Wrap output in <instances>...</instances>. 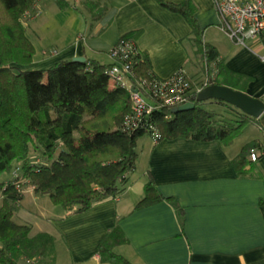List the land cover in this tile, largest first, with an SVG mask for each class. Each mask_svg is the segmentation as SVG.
<instances>
[{
    "label": "crops",
    "instance_id": "1",
    "mask_svg": "<svg viewBox=\"0 0 264 264\" xmlns=\"http://www.w3.org/2000/svg\"><path fill=\"white\" fill-rule=\"evenodd\" d=\"M184 1L103 0L106 15L95 21L83 8V0H65L64 8L57 4V12L48 6V0H42L27 18L28 32L34 34L55 20L77 36L61 52L44 49L37 53L26 70L46 71L76 58L108 66L112 64L110 50L122 37L131 35L139 51L148 56L157 78L167 79L178 70L188 76V66L197 69L199 63L192 57V28L182 15L162 6ZM190 1L204 42L218 51L228 71L248 79L238 86L239 91L264 101L262 42L234 45L221 29L213 0ZM50 9L55 16L45 15ZM39 18L44 19L42 23ZM86 41L93 42L88 49ZM209 70L207 66L206 79L216 73ZM249 123L256 132L244 133L248 137L239 145L237 139L230 146L218 141L178 138L155 143L151 139L138 158L140 185L129 181L121 198L96 205L89 212L68 215L62 211L49 219L47 229L38 232L55 239V264H104L98 248L116 226L128 243L115 252L131 264H264V114ZM253 143L261 146L262 154L256 162L248 157L240 175L233 161ZM152 181L165 200L136 209ZM34 196L36 201L41 198Z\"/></svg>",
    "mask_w": 264,
    "mask_h": 264
},
{
    "label": "trees",
    "instance_id": "2",
    "mask_svg": "<svg viewBox=\"0 0 264 264\" xmlns=\"http://www.w3.org/2000/svg\"><path fill=\"white\" fill-rule=\"evenodd\" d=\"M37 1L0 0V264L35 259L41 264L56 262L55 239L48 234L34 236L32 227L14 220L25 199V189L30 187L37 197H49L53 206L68 215L83 214L96 205L116 201L137 169L139 138L152 134L146 129L124 130V121L133 110L131 94L111 84L106 72L113 64L69 60L46 71L26 70L35 61L36 48L23 22L26 14L35 11ZM102 1L83 0V8L92 20L106 15L107 6ZM56 2L62 8L66 6L65 0ZM162 6L182 15L191 26L195 54L216 71L208 84L239 91L238 86L248 79L228 71L218 51L204 42L191 1ZM261 40L264 47V35ZM133 73L147 80L159 79L148 56L140 51L134 59ZM192 88L190 102L196 104L194 110L174 114L165 108L144 119L145 126L150 124L158 131L160 141L184 138L230 146L244 125L256 121L226 103L210 101L233 116L231 121L219 120L202 109L206 103L195 101L198 91L193 84ZM252 149L262 152L261 146L249 144L233 161L240 175L244 174L248 157L251 159ZM164 200L152 181L146 185L145 196L136 209ZM127 243L120 227H114L100 242L101 262L131 264L115 252Z\"/></svg>",
    "mask_w": 264,
    "mask_h": 264
},
{
    "label": "built area",
    "instance_id": "3",
    "mask_svg": "<svg viewBox=\"0 0 264 264\" xmlns=\"http://www.w3.org/2000/svg\"><path fill=\"white\" fill-rule=\"evenodd\" d=\"M38 0L35 10L38 9ZM219 14L221 29L237 46L247 47L250 41L262 42L264 35V0H213ZM31 13L26 14L27 19ZM139 49L131 39L118 41L109 52L113 66L106 72L113 86L123 87L131 94L132 113L124 121L127 132L143 131L151 133V139L158 143L160 135L144 119L156 111L167 108L177 109L190 103L193 94L192 84L183 70L167 79L147 80L133 73L134 59ZM264 62V56L262 57ZM143 129V130H142ZM261 153L256 149L250 152L251 160L256 162ZM29 264H41L40 260H30Z\"/></svg>",
    "mask_w": 264,
    "mask_h": 264
},
{
    "label": "rangeland",
    "instance_id": "4",
    "mask_svg": "<svg viewBox=\"0 0 264 264\" xmlns=\"http://www.w3.org/2000/svg\"><path fill=\"white\" fill-rule=\"evenodd\" d=\"M48 6H51L54 12L59 11V7L57 6L54 0H48ZM52 9H50L48 12L46 10L45 15L47 14L50 17L55 16L53 13H51ZM43 20H40L39 18V21L41 23L43 22ZM23 23H24L23 26L26 27L27 30H29L30 28L29 22H27V20L25 19ZM40 27L41 28H38L34 34L31 31L28 32V36L36 48V54L42 53L44 49L46 51L48 50L51 51V49H57L59 52H61L65 48L69 47L77 36V34L74 33V30L70 31L68 28L66 29L63 26H60L55 20H54V24H49L47 26L43 25ZM253 42H258V41H250L247 44L250 45V44H253ZM90 43H87L86 41L87 49L90 47ZM195 53L196 52H194L192 57L194 60H197L200 63L201 57L197 56ZM261 53L264 54V47L261 49ZM53 54H55V52H53ZM199 63H198L197 69L192 65H189L188 68L186 69L188 77H189V81L191 82V84L195 86L196 84L199 85L198 82L202 83V85L201 84L199 85V89L196 90L198 92L208 87L209 86L208 80H212L210 79L211 75H209V77H207L206 79L205 74L207 71V66H205V63L204 62H201L200 64ZM202 109L207 112L214 113L217 116V118L221 121H225V120L231 121V118L233 117L231 115L228 116L226 114V111H229V110H226L225 107L212 103V102L211 103L207 102L206 104H204L202 106ZM254 127L255 126L251 123H248L243 126L242 133L237 138L238 145L244 143L246 138L248 137V135L245 136L244 133L247 134L248 131L250 133L256 132ZM150 141H151V137L149 135H144L141 138H139V141H138V154L139 155L144 154L143 152H144V149L146 148L145 146L147 143H150ZM139 168H140L139 171L137 172L135 171L136 173L134 172L130 176L129 178L130 183L139 184V185L142 183L141 176H140L141 165ZM33 193L34 191L30 187L25 189V200L24 202L22 201L23 203L21 202L14 220L17 224L28 225L32 227L33 235L36 236L38 235L39 231L43 230V228L47 229L49 219H55L58 214L62 213L63 210L61 208H57L53 206L49 197H41L37 201L34 200L35 196ZM59 244L60 242H58V245ZM61 250H63L62 246H61ZM57 251H58V256H59L60 249L58 247H57ZM55 257H56V243H55ZM21 264H29V263L28 261H24V262H21Z\"/></svg>",
    "mask_w": 264,
    "mask_h": 264
},
{
    "label": "water",
    "instance_id": "5",
    "mask_svg": "<svg viewBox=\"0 0 264 264\" xmlns=\"http://www.w3.org/2000/svg\"><path fill=\"white\" fill-rule=\"evenodd\" d=\"M76 63H86V58H76L73 60ZM197 103H207L210 101L223 102L236 109L240 110L245 116H248L254 120H258L264 114V101L262 99H256L248 94L233 90L229 87L218 86L211 84L208 87L199 91L195 97ZM196 104L190 102L177 109H173L174 114L188 112L194 110Z\"/></svg>",
    "mask_w": 264,
    "mask_h": 264
}]
</instances>
